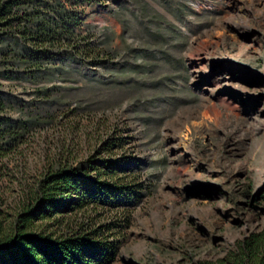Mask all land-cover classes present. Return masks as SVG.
Wrapping results in <instances>:
<instances>
[{
    "label": "rangeland",
    "instance_id": "374dc122",
    "mask_svg": "<svg viewBox=\"0 0 264 264\" xmlns=\"http://www.w3.org/2000/svg\"><path fill=\"white\" fill-rule=\"evenodd\" d=\"M82 34L99 58L68 62L67 77L41 84L1 82L18 108L56 88L67 114L37 128L12 166L33 182L64 146L83 163L123 140L108 159L140 188L121 220L102 221L118 226L109 264H217L263 231L264 0H108L87 11ZM198 47L211 57L191 59ZM15 173L8 203L22 191Z\"/></svg>",
    "mask_w": 264,
    "mask_h": 264
},
{
    "label": "trees",
    "instance_id": "16d2710c",
    "mask_svg": "<svg viewBox=\"0 0 264 264\" xmlns=\"http://www.w3.org/2000/svg\"><path fill=\"white\" fill-rule=\"evenodd\" d=\"M107 1L0 0V86L67 77L68 62L99 58L97 40L82 31L87 11ZM59 93L56 88H37L32 109L18 108L17 102L0 95V264L111 263L116 246L110 241L117 237L118 226L102 221L108 214L121 220L120 211L139 194L135 177L108 159L123 151L121 138L103 143L83 163L64 146L33 182L26 171L21 173L22 166H12L37 128L67 115L59 109L64 104L55 98ZM18 109L25 118L13 117ZM17 171L22 191L8 203ZM123 220L128 223L129 217ZM217 264H264V230L237 243Z\"/></svg>",
    "mask_w": 264,
    "mask_h": 264
},
{
    "label": "bare ground",
    "instance_id": "6f19581e",
    "mask_svg": "<svg viewBox=\"0 0 264 264\" xmlns=\"http://www.w3.org/2000/svg\"><path fill=\"white\" fill-rule=\"evenodd\" d=\"M200 47H202V46H200ZM200 47H198V48H194L193 50H192V53L190 54V57H191V59H195V58H199L201 55H203V53L205 52V48H200ZM205 47H206V45H205ZM210 48V47H209ZM208 48V49H209ZM207 49V50H208ZM212 49V48H211ZM214 50V49H213ZM209 52V51H208ZM214 52V51H213ZM216 53V52H215ZM206 56H210L211 57V55L210 54H208L207 52H205L204 53ZM213 54V53H212ZM217 54V53H216ZM198 78V80H197V83H198V81L199 82H201V83H204V84H212V83H215V79H213L212 77H208V78H204V79H202V78H199V77H197ZM202 79V80H201ZM189 120V119H188ZM187 120V121H188ZM186 121V122H187ZM190 121V120H189ZM184 124H186V123H184ZM189 125H193V126H198L202 131H207L208 133H210V130H209V128L205 125V123L204 122H202V121H200V122H198L197 124L194 122V123H192V122H187V124H186V127H189ZM262 144H264L263 142H261ZM262 147V146H261ZM260 148V147H259ZM263 148H264V146H263ZM264 150V149H263ZM263 177V176H262ZM262 177H260V178H262Z\"/></svg>",
    "mask_w": 264,
    "mask_h": 264
}]
</instances>
